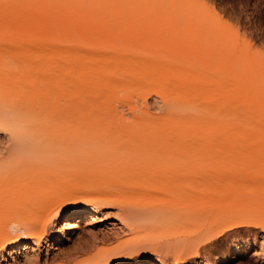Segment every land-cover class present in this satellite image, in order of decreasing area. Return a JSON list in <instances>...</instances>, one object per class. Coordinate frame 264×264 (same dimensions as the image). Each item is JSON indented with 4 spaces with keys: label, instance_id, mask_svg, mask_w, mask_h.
<instances>
[{
    "label": "rangeland",
    "instance_id": "rangeland-1",
    "mask_svg": "<svg viewBox=\"0 0 264 264\" xmlns=\"http://www.w3.org/2000/svg\"><path fill=\"white\" fill-rule=\"evenodd\" d=\"M140 1L145 0H57V13L67 24L65 33L74 40L72 44L64 42L62 46L69 48L70 55L78 63L73 67V74L68 68H57V118L70 112V119L78 124L80 130L84 125L100 127L94 108L101 94H97L96 90L87 92L85 85L78 89L84 78L80 70L86 68L83 54L94 53L95 47L100 46L99 55L102 58L124 56L132 63L144 59L149 70L140 75L127 76L118 85L112 86L113 99L109 107L130 121V108L136 111L145 108L150 114L158 116L167 114L176 106L190 123L201 121L204 126L202 131L189 135V142H197L194 149L201 150V159L208 162L228 154L231 160L235 158V162L230 164L234 165L235 171L227 170L219 180L226 190L207 196L197 191L194 177L190 175H184L188 181L181 187L177 186L175 180L185 172L184 169L164 167L159 171L156 166L135 169L133 174L142 180H154L161 175L162 179L169 181L171 187L154 197L170 202L171 215L161 224H141L135 242L126 254L117 259L134 263L156 256L164 264H174V257H178L177 264H195L206 257L213 260L211 264H222V256L228 259L232 256L225 264H264V230L260 227L242 226L222 234L210 231V225L220 229L224 225L220 220L223 222L225 219L232 220L231 223L246 219L253 224L264 222V112L260 107L264 103V47L257 46L251 38L259 36L264 26V0H218L219 11L211 0H151L157 2L162 10V13L152 17L139 15ZM20 10L33 13L36 10L34 0H9L6 3L0 0V12L5 11L8 20L9 15ZM130 12L135 14L130 16ZM192 12H199L202 16L197 20ZM34 25L39 27V23ZM13 27L16 38L25 33L24 25ZM23 39L26 43L33 41L30 35ZM85 43L88 49H83ZM155 44H159L158 54H152ZM63 49L60 47L57 57L64 54ZM143 49L147 50L142 52ZM192 56L199 61L196 69L187 64L188 57ZM71 75L72 80L67 81ZM177 87L183 99L175 105L173 99ZM153 89L164 93V100ZM99 106L106 107V103ZM209 124H217L218 130L202 140V135L208 133L206 127ZM235 126L239 133L245 135L244 145L226 146L224 139L234 136V131L228 129ZM219 131L226 134L222 139H218ZM78 140L76 144H80ZM6 145L5 135L0 134V148ZM60 155L57 167H53L43 179L45 189H53L57 194L79 187L86 190L93 182L109 178L108 166L113 164L107 159H100L96 152L86 155L73 152L68 157ZM206 169H211L214 176L216 169L219 170L206 167L204 171ZM221 174L224 175L222 171ZM24 186L22 192L29 189L27 184ZM7 194L8 201L0 204V224L6 227L21 219V210L12 208L10 204L17 201L20 194H13L12 191ZM20 197L22 201H27L26 195ZM103 206L107 211L103 222L93 224V230L83 226L85 236L82 239L89 244L85 251L90 254L100 250L110 251L120 241L132 238L126 233L106 239L100 235L98 239L102 231L110 228L118 231L119 228L108 225L115 219L112 205L107 203ZM90 233L97 236L94 238ZM77 234L78 231H74L70 235L65 249L74 246ZM234 243L242 244L241 256L234 254ZM45 252L46 244H43L39 249L41 261ZM7 259L10 263V258Z\"/></svg>",
    "mask_w": 264,
    "mask_h": 264
},
{
    "label": "bare ground",
    "instance_id": "bare-ground-1",
    "mask_svg": "<svg viewBox=\"0 0 264 264\" xmlns=\"http://www.w3.org/2000/svg\"><path fill=\"white\" fill-rule=\"evenodd\" d=\"M1 1L6 3L9 0ZM34 3L36 10L33 13L20 10L9 15V20L5 11L0 12V134L7 139V145L0 148V204L8 201L9 191L27 197V201H22L19 196L17 201L10 202L12 208L21 210V219L8 226L10 228L0 224V264H164L156 256L134 263L117 259L126 254L135 242L141 224H161L171 215L170 202L154 197L156 193L171 187L169 181L162 179L161 175L154 180H142L133 174L134 170L150 166H156L158 170L164 167L181 168L185 172L175 180L178 187L188 181L184 175H190L194 177L199 193L212 196L227 189L219 180L227 170H234V165L230 164L235 162V158L231 160L228 154H223L211 161H203L201 150L194 149L197 142H189V135L202 131L204 126L201 121L190 123L176 106L167 114L158 116L150 114L145 108L139 111L130 108L131 120L123 119L109 107L113 99L112 86L118 85L127 76L148 71L149 66L144 59L132 63L124 56L102 58L99 55L100 46L95 47L94 53L83 54L86 68L80 70L84 78L78 85V89L85 85L87 92L96 90L97 94H101L94 108L100 127L84 125L80 130L78 124L70 119V112L57 118V68H68L73 74V67L78 65L70 55L69 48L62 45L64 42L72 44L74 40L65 33L67 24L57 13V0H34ZM139 7V15L152 17L162 13L158 3L151 0L140 1ZM134 14L130 12V16ZM191 14H195L197 20L202 16L199 12ZM35 23H39V27ZM14 25H24L26 28L20 38L14 35ZM27 35L33 41L26 43L23 38ZM60 47L64 48V54L57 57ZM158 48L159 44L153 45L152 54ZM83 49H88L87 43ZM94 61L98 63L94 64ZM187 64L196 69L199 61L192 56L188 57ZM72 78L73 75L67 81ZM152 91L164 100V93L157 89ZM174 94L176 105L183 99V94L178 87ZM101 103H106V107L99 106ZM260 107L264 112V103ZM206 128L208 133L202 135V140L216 133L218 125L209 124ZM228 130L234 131V136L224 139L226 146L244 145L245 135L239 133L237 126ZM223 134L226 135L219 131L218 139H222ZM77 140L80 144H76ZM73 152L77 155L96 152L100 159H107L108 163L113 164L112 167L108 166L109 178L93 182L86 190L79 187L57 194L53 189L43 188V179L53 167H57L58 158L62 156L60 153L68 157ZM206 167L219 168L224 175L216 169L215 176L218 173L222 175H218L216 180L211 169L204 171ZM24 184L29 186L26 192L21 191ZM107 203L112 205L115 213L114 222L108 225L119 228L118 231L107 229L99 236L106 239L129 233L132 238L120 241L110 251L87 253L85 248L89 244L82 239L85 236L83 226L93 230V224L103 222L107 213L103 204ZM254 207L256 203L252 206L253 210ZM220 221L224 225L216 230L212 224L210 231L222 234L232 228L251 225L264 230V222L253 224L248 219L237 223H231L229 219ZM74 231H78L77 241L71 249H65ZM89 235L97 236L96 233ZM43 244H46V252L41 261L39 249ZM232 245L234 254L241 256L242 244ZM7 258H10V263ZM229 259L222 256L220 263L225 264ZM178 261V257H174V264ZM212 261L205 257L199 264H211Z\"/></svg>",
    "mask_w": 264,
    "mask_h": 264
},
{
    "label": "snow or ice",
    "instance_id": "snow-or-ice-1",
    "mask_svg": "<svg viewBox=\"0 0 264 264\" xmlns=\"http://www.w3.org/2000/svg\"><path fill=\"white\" fill-rule=\"evenodd\" d=\"M211 2L216 5L217 10L219 11L218 0H211ZM241 24L243 25V20H241ZM251 38L257 46L264 47V26H262L261 33L259 36L253 35ZM195 264H199V262H195Z\"/></svg>",
    "mask_w": 264,
    "mask_h": 264
}]
</instances>
